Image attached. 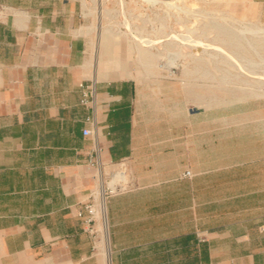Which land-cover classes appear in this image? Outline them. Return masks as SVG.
Here are the masks:
<instances>
[{"label":"crops","instance_id":"0c3cea01","mask_svg":"<svg viewBox=\"0 0 264 264\" xmlns=\"http://www.w3.org/2000/svg\"><path fill=\"white\" fill-rule=\"evenodd\" d=\"M82 12L83 0H0V264H264V104L241 119L195 106L188 121L183 104L176 136L140 134L136 83L102 79ZM91 155L132 173L107 202L106 255L78 215L98 184Z\"/></svg>","mask_w":264,"mask_h":264},{"label":"rangeland","instance_id":"374dc122","mask_svg":"<svg viewBox=\"0 0 264 264\" xmlns=\"http://www.w3.org/2000/svg\"><path fill=\"white\" fill-rule=\"evenodd\" d=\"M178 4L184 7L188 6L190 11L188 7L185 10H179L162 2L147 0H83L81 28L87 37L88 44L93 41L98 47L97 50L100 49L99 64L105 65L104 69L107 74L102 79L131 78L136 83L138 93L135 105L139 133L154 136H176L179 105L183 106V104H185L187 121L194 117L197 112L194 110L195 106H209V104L216 105L215 114H217L218 119H223L231 113L234 114L235 119L244 118L252 113H261L262 111L252 112L250 110L258 108L255 106L259 103L264 104V47L253 49V47L244 45L245 49L250 48L246 53L242 46H240L241 49H237V47L230 44L226 45L220 39L225 37L228 30L229 35H231L232 30L239 31L254 24L264 26L258 4L253 0H182ZM89 10H93V13L96 11V13H90ZM221 12H225L223 14L226 15L227 19L220 18L223 15ZM215 16H218V18H215ZM183 18L185 20H182ZM229 18L236 23L233 21L229 23ZM216 19L224 23L225 28L217 27L215 31L212 30L209 33V30L212 29L211 24ZM161 23L166 25L165 33H169V35L153 42L150 39L154 35V26H159ZM186 23L188 26L193 24L203 26L199 28L198 33L203 35L205 32L204 35L200 34L199 36L198 33L196 34V36L201 37L200 39L208 34L212 36L208 35L210 37L207 41L205 39L198 41L197 49L201 50L198 51V56L180 58L187 63V68L182 65L172 67L173 74H170L168 69H162L158 64H164L165 61L167 63L172 52L173 57H175L176 51L182 50V53H185L193 50V45L183 40L180 35L187 33L188 26H186ZM90 25L95 26L89 29L90 33H86L85 31H88ZM105 28L113 30L114 33H103ZM141 37L146 40H142ZM226 39L228 38L226 37ZM238 39L243 44L246 41H244V38ZM218 40L222 42H218ZM205 44H207V47ZM217 45H219L218 48L226 49V52L229 50V52L234 53V51H237L239 53L240 49L241 53L239 54L241 55L234 53L233 58L232 56H226V58L222 52L217 53ZM169 53L170 56L168 57ZM256 53L258 58L255 56ZM247 54H250V56ZM230 57L232 59L230 61L235 64L233 62L231 65L229 64L228 58ZM234 57H236V62L233 60ZM222 59L225 60L221 61ZM248 59L253 61L247 64L250 69L253 68L250 70V74L248 73L249 70L241 69L238 66L242 61L247 63ZM110 60H119V66L110 62ZM255 60L262 61V63ZM254 61L263 66H257ZM220 64L221 69L219 68ZM225 64L227 66H224ZM228 65H235L238 68L233 66L231 74L229 72L231 68ZM224 69H230L228 72L231 77ZM254 69H257V71ZM235 71L236 73H234ZM238 72L243 73L241 74L242 77ZM234 74L239 77L233 76ZM213 75L215 78H213ZM231 85L233 86L231 87ZM173 161L176 162V159ZM121 164H123L122 167ZM108 170L115 172L125 170L128 176L132 174L128 160H123L119 165L117 164ZM98 187L99 184H97L95 190ZM99 224L100 221L96 225L97 228H99Z\"/></svg>","mask_w":264,"mask_h":264},{"label":"bare ground","instance_id":"6f19581e","mask_svg":"<svg viewBox=\"0 0 264 264\" xmlns=\"http://www.w3.org/2000/svg\"><path fill=\"white\" fill-rule=\"evenodd\" d=\"M147 1H152V2H162V3H164V4H166V5H168V6H170V7H176V8H178L179 10H185V8L186 9H188L189 7L188 6H186V7H184V6H181V5H179L178 4V2H182V0H147ZM184 3H185V1H184ZM89 5H91V4H89ZM93 6V5H92ZM95 6V5H94ZM188 7V8H187ZM87 8V7H86ZM89 9V8H88ZM87 9V10H88ZM94 10V9H93ZM93 10H89L90 11V13H93ZM105 10V9H104ZM189 11H190V8L188 9ZM88 11V12H89ZM106 11V10H105ZM186 12V11H185ZM95 13H96V11H95ZM95 13H93V14H95ZM179 13V12H178ZM191 13V12H190ZM210 13V12H209ZM208 13V14H209ZM222 13V12H221ZM223 13H225V12H223ZM222 13V14H223ZM92 14V15H93ZM215 14V13H214ZM192 15V14H191ZM187 16V15H186ZM205 16H207V15H205ZM211 16V15H210ZM209 16V17H210ZM208 17V18H209ZM212 17V16H211ZM229 17V16H228ZM215 18H218V16H215ZM220 18L221 19H227L226 18V15L225 14H223L222 16H220ZM232 18V17H231ZM213 19H214V15H213ZM163 20H164V17H163ZM182 20H185V18H183ZM230 18H229V23H232V21L233 20H231V22H230ZM239 20V19H238ZM214 21V20H213ZM164 22V21H163ZM187 22V21H186ZM205 22H207V21H205ZM205 22H203V23H205ZM233 22H235V21H233ZM153 23H154V21H153ZM236 23V22H235ZM202 24V23H201ZM206 24V23H205ZM156 25V24H155ZM159 25V24H158ZM204 25V24H203ZM208 25V24H207ZM212 25V26H211ZM211 25H209V26H211V28L212 29H210L209 30V33L212 31V30H216V28L217 27H220L221 29L224 27L225 28V24L224 23H221V22H219V20H215L214 21V23L213 24H211ZM235 25V24H234ZM95 25H90L89 26V28H88V30L90 29V28H92V27H94ZM104 26V25H103ZM165 26L166 25H164V23H161L159 26H154V35H153V38H151L150 40L151 41H153V42H156V41H159V40H161V37H163V36H168L169 35V33H165L166 32V29H165ZM186 26H188L187 25V23H186ZM237 26V25H236ZM201 27H203V26H201L200 24L199 25H196V24H193L192 26H188L187 27V33H185V34H180L181 36H182V38H183V40H185V41H188V42H190L192 45H193V50L192 51H190V52H185V53H182V50H179V51H176V54H175V57H173V55H172V53H171V58H170V60H168L167 61V63H166V61H165V63L164 64H158L159 66H160V68H165V69H168L169 70V72L171 73L173 70H172V67H178L179 65H182V66H184L185 68H187V63L186 62H184V61H182L180 58L181 57H187V56H193V57H196V56H198V54H199V52L201 51H199V49H197V44H199L198 43V41H200V40H202V39H205V41H207L208 39H209V37L210 36H212V35H210V34H208V35H210V36H208V35H206L204 38H202V39H200L201 37H199L200 36V34L198 33V30H199V28H201ZM204 27H206V26H204ZM207 28V27H206ZM87 29V28H86ZM223 30H225V29H223ZM228 30V29H227ZM226 30V31H227ZM200 31V30H199ZM203 32H204V30H202ZM202 32V33H203ZM219 32V31H218ZM228 33H226L225 34V37H221L220 39L223 41V43H225L226 45H232L233 47H237V49L238 48H240V46H242L243 48H244V45H248V47H253V49L255 48V49H257V48H259V47H261V46H263L264 47V26H262V24L261 25H258V24H254V25H252V26H247V27H244V28H242V29H240L239 31H235V30H232L231 32V35H229L230 34V32H229V30L227 31ZM103 33H105V34H112V33H114L113 32V30H111V29H107V28H105L104 29V31H103ZM199 34V36H196V34ZM205 33V32H204ZM204 33H203V35H204ZM224 33V32H223ZM102 34V33H101ZM214 34V33H213ZM220 34V33H219ZM179 35V36H180ZM202 35V34H201ZM202 35V36H203ZM216 35V34H215ZM178 36V35H177ZM171 37H173V36H171ZM226 37L228 38V39H226ZM170 38V37H169ZM175 38V37H174ZM215 38V37H214ZM238 38H241V39H243L244 38V44L238 39ZM141 39L142 40H146V39H143V37H141ZM217 40V39H216ZM228 40H229V42H228ZM222 41H219L218 40V42H222ZM223 43H220L221 45H225V44H223ZM200 44H202V43H200ZM209 44H211V43H209ZM220 45V46H221ZM205 46L207 47V44H205ZM94 47H95V42H93V41H91L89 44H88V59H90V57H91V55H92V52L94 51ZM219 47V45H217V53L219 54L220 52H222V54L226 57V56H232V58H233V55H234V53L235 54H239V53H241V51H240V49H239V53H237V51L235 52L234 51V53L233 52H229V50L226 52V49H221V48H218ZM245 49V48H244ZM250 49V48H249ZM249 49L247 50V49H245V51L244 52H246V51H249ZM199 51V52H198ZM252 51V50H251ZM230 54H229V53ZM253 52V51H252ZM246 53H248V52H246ZM245 53V54H246ZM250 53V52H249ZM221 54V55H222ZM245 54H242V55H245ZM257 54V53H256ZM255 54V56L257 57L258 56V54L256 55ZM239 55H241V54H239ZM248 55V54H247ZM168 57L170 56V53L167 55ZM220 56V55H219ZM246 56V55H245ZM248 56H250V54L248 55ZM252 56V55H251ZM222 57V56H221ZM223 58V57H222ZM227 58V57H226ZM235 58L236 57H234V59L233 60H235ZM238 58H240L239 56H238ZM237 58V59H238ZM243 58V57H242ZM258 58V57H257ZM259 58H261V57H259ZM230 59H231V57L230 58H228V61H230ZM252 59V58H251ZM251 59L249 60H247V63L246 62H244L243 63V61L242 62H240L239 63V65L238 66H240L241 67V69L242 68H244V69H246L247 71H248V73L250 74V70H252L253 68V64L250 66L252 69H250L248 66H247V64H250L251 62H253V61H251ZM225 60V59H224ZM223 59L221 60V61H224ZM232 60V59H231ZM244 60V59H243ZM246 60V59H245ZM244 60V61H245ZM186 61V60H185ZM238 61V60H237ZM255 61H258V60H255ZM254 61V62H255ZM213 62V61H212ZM227 62V61H226ZM233 62V61H232ZM231 61H230V65H231V63H232ZM235 62H236V60H235ZM259 62V61H258ZM162 63V62H161ZM234 63V62H233ZM238 63V62H237ZM256 64H257V66L259 65V66H263L264 65V62H263V65H260L259 63H262V61H260L259 63H257V62H255ZM235 64V63H234ZM219 65V64H218ZM236 65V66H237ZM224 66H227L226 64L224 65ZM229 66V65H228ZM234 66V68H238V66L237 67H235V65H233ZM233 66H229V68H231V70L230 69H224L225 71L227 70V72L229 71L231 74H232V67ZM255 66V65H254ZM257 66H255V67H257ZM219 68L221 69V64H220V66H219ZM222 68H223V66H222ZM225 68V67H224ZM200 70V69H199ZM236 70V69H235ZM254 70H256L257 71V69H254ZM220 71V70H219ZM246 71V72H247ZM197 72V71H196ZM229 72H228V74H229ZM245 72V73H246ZM253 72V71H252ZM255 72V71H254ZM253 72V73H254ZM208 73V72H207ZM206 73V74H207ZM223 73V72H222ZM234 73H236V71L234 72ZM239 73V72H238ZM237 73V74H238ZM244 73V74H245ZM252 73V74H253ZM256 73V72H255ZM258 73V72H257ZM228 74H226V75H228ZM231 74H229L230 75V77H231ZM240 74V76H241V74H243V73H239ZM203 75V74H202ZM208 75H210L209 73H208ZM225 75V77H227ZM204 76H206V75H204ZM217 76V75H216ZM233 76H235V77H239V76H236V74H234ZM218 77V76H217ZM242 77V76H241ZM213 78H215L214 77V75H213ZM219 78V77H218ZM228 78V77H227ZM227 78H226V80H227ZM261 78V77H260ZM223 79V78H222ZM235 79V78H234ZM233 79V80H234ZM244 79H246V78H244ZM248 80H250V79H248ZM247 80V81H248ZM228 81V80H227ZM229 81H230V79H229ZM239 81V80H238ZM230 82H232V81H230ZM236 82H237V78H236ZM238 83V82H237ZM236 83V84H237ZM251 83V82H250ZM258 83V82H257ZM240 84V83H239ZM233 85H231V87H232ZM238 86V85H237ZM241 86H242V83H241ZM260 86V85H259ZM239 87V86H238ZM244 87V86H243ZM241 88V87H240ZM117 165V164H116ZM118 165H119V163H118ZM123 166V164H121V167ZM117 169V168H116ZM117 172V171H116ZM119 176H121V177H124V179L125 180H128V175L126 174V172L125 171H118V173H117V176H116V178L113 180V184H116L117 183V178L119 177ZM97 196H98V198H99V203H98V205H99V219H100V224H99V228H98V230H99V233H101V237H100V239H99V241H98V246H99V248H100V250L103 252V254H107V250H108V248H109V239H108V224H109V220H108V212H107V203H106V201H105V198H104V187H103V185H102V183H100L99 184V187H98V189H97Z\"/></svg>","mask_w":264,"mask_h":264},{"label":"built area","instance_id":"2783aa9c","mask_svg":"<svg viewBox=\"0 0 264 264\" xmlns=\"http://www.w3.org/2000/svg\"><path fill=\"white\" fill-rule=\"evenodd\" d=\"M96 86L94 82H90L87 84L82 85V103L88 105L89 103H94L96 98ZM87 121L89 122V126H86L83 129V133L85 136H93L95 135L96 130V118L95 116H89L87 117ZM89 164L93 166H98V184L102 183L104 187V198L106 203L108 202L109 198L117 194L121 191L127 190L132 185L131 176H128V180H125L124 177L119 176L117 178V183L113 184V180L117 176V172L111 170V171H104L103 167H101V162H99V159L91 155L89 159ZM124 164V163H123ZM125 171V170H120ZM126 172V171H125ZM127 174V172H126ZM193 171L191 169H187L182 173V177H191L193 176ZM128 175V174H127ZM99 198L97 196V190H94L90 194L89 200L83 205V207L79 210L78 215L85 217V222L87 224L88 230L90 233H92L95 237L99 236V230L96 227L99 219ZM87 212V214H85Z\"/></svg>","mask_w":264,"mask_h":264}]
</instances>
